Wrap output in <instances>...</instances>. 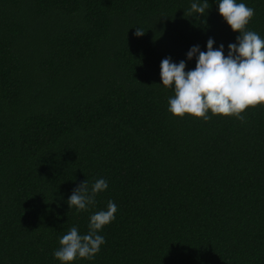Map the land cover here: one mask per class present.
<instances>
[{"label":"trees","instance_id":"obj_1","mask_svg":"<svg viewBox=\"0 0 264 264\" xmlns=\"http://www.w3.org/2000/svg\"><path fill=\"white\" fill-rule=\"evenodd\" d=\"M193 2L0 0V264H61L60 238L110 200L105 243L72 264H264V106L243 122L168 111L161 61L193 70L191 47L227 56L239 35L219 0ZM236 2L264 39V0ZM99 179L95 204L70 209Z\"/></svg>","mask_w":264,"mask_h":264},{"label":"clouds","instance_id":"obj_2","mask_svg":"<svg viewBox=\"0 0 264 264\" xmlns=\"http://www.w3.org/2000/svg\"><path fill=\"white\" fill-rule=\"evenodd\" d=\"M209 9L208 0H195L188 14H205ZM218 12L231 27L238 32L236 43L228 44L227 56L224 45L214 49L215 41L209 38L207 51L193 46L187 52L188 60L196 56L193 70L185 71L186 62L173 63L171 58L161 61L160 77L162 85L174 90L168 100V111L174 117L186 114L208 121L212 116H234L244 121L242 115L249 107L264 106V39L246 26L254 15V9L236 0H219ZM145 31L137 28L134 35L140 37ZM198 53V55H197ZM211 112V116L209 115ZM105 179L97 180L89 190L87 181L81 183L68 198L69 208L77 212L86 211L95 204L96 195L107 189ZM117 205L108 201L107 210H100L90 216L88 232L81 235L73 226L63 235L60 247L54 257L61 264H72L77 258L92 260L105 243L98 233L116 217Z\"/></svg>","mask_w":264,"mask_h":264}]
</instances>
